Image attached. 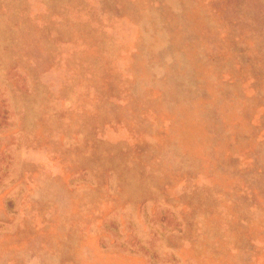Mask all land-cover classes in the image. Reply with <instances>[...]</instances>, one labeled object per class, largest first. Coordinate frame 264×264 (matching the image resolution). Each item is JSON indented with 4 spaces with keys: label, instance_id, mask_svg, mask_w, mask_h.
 Wrapping results in <instances>:
<instances>
[{
    "label": "rangeland",
    "instance_id": "374dc122",
    "mask_svg": "<svg viewBox=\"0 0 264 264\" xmlns=\"http://www.w3.org/2000/svg\"><path fill=\"white\" fill-rule=\"evenodd\" d=\"M0 264H264V0H0Z\"/></svg>",
    "mask_w": 264,
    "mask_h": 264
}]
</instances>
